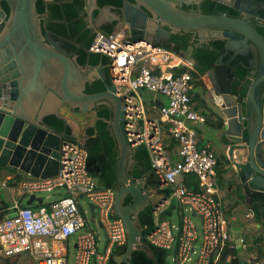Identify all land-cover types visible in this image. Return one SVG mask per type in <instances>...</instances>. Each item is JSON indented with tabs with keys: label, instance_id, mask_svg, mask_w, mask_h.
<instances>
[{
	"label": "water",
	"instance_id": "95a60500",
	"mask_svg": "<svg viewBox=\"0 0 264 264\" xmlns=\"http://www.w3.org/2000/svg\"><path fill=\"white\" fill-rule=\"evenodd\" d=\"M3 1L9 14L0 6V169L11 167L33 178L55 176L59 169L60 145L66 138L50 127L45 118L57 116L73 131V125L61 114L64 106L89 114L97 106L107 105L113 110V119L106 123L115 140L119 163L114 210L127 233L126 250L120 262L132 264L131 255L135 250L155 260L152 248L141 240L139 215L156 204L151 203L150 192L145 190L146 181L129 175V163L135 150L127 142L123 105L114 87L110 85L102 93L85 92L95 72L87 74L76 58L62 48L61 42L43 35L37 0ZM206 1L216 4L211 12L203 10ZM184 6L192 8L184 9ZM84 10L91 19L94 10L102 9L97 0H85ZM229 10L236 16L228 13ZM120 24L157 45L168 41L170 35L183 33L192 34L200 44L212 39L224 41L226 53L253 54L254 59L249 62L253 66L251 79L245 86L242 103L230 90L216 87L213 69L208 75L220 97L215 113L223 120L220 131L229 144V160L239 177L243 173L244 181L240 183L248 185L247 193L264 195V36L257 30L264 29V4L258 8L253 0H132L124 3ZM222 61L223 56L218 62ZM222 68L231 74L229 67ZM243 108L248 116L243 115ZM245 123L248 133L245 145H241ZM128 197L131 203L125 204ZM34 202L41 205L43 200L31 195L25 204L31 206ZM89 207L92 222L95 206L90 204ZM263 213L260 209L262 222ZM14 215L10 213L7 218ZM260 264H264V258Z\"/></svg>",
	"mask_w": 264,
	"mask_h": 264
},
{
	"label": "built area",
	"instance_id": "2783aa9c",
	"mask_svg": "<svg viewBox=\"0 0 264 264\" xmlns=\"http://www.w3.org/2000/svg\"><path fill=\"white\" fill-rule=\"evenodd\" d=\"M127 28L119 25L109 34L98 32L89 51L108 59L111 85L123 105L130 148H146L159 188L169 189L152 209L154 224L146 241L171 253L167 264H217L230 241L228 220L218 197L217 156L209 147H198L197 133L188 126L205 121L192 108V66L164 46L132 39ZM144 91L166 102L157 104L153 99L148 105L142 97ZM165 134L178 143L175 162L164 143ZM87 159L85 148L64 140L55 176L0 180V189L22 199L64 189V194L46 205L32 207L13 201L14 217L0 221L3 256L28 253L37 264H69L61 244L75 237L73 264H109L112 249L126 247L124 223L114 215L116 188L100 187L87 170ZM188 174L197 177L199 190L184 184ZM80 198L95 206V220L106 240L104 250L98 249L97 234L89 228L85 210L80 209ZM169 211L175 220L174 216L163 217Z\"/></svg>",
	"mask_w": 264,
	"mask_h": 264
},
{
	"label": "trees",
	"instance_id": "16d2710c",
	"mask_svg": "<svg viewBox=\"0 0 264 264\" xmlns=\"http://www.w3.org/2000/svg\"><path fill=\"white\" fill-rule=\"evenodd\" d=\"M124 0H98V5L104 6L108 3H114L113 5L121 7ZM132 1V0H128ZM4 6L5 3H3ZM85 5V0H53V2L46 3L45 0H37L36 9L38 13H45L48 10V16L42 21L43 34H46V30H50L51 33L58 37L63 38L66 42L74 39L75 43L80 45L78 53L80 55L79 61L84 63L85 57L90 55L92 64H97L101 60L108 62L105 56L95 54L89 51V48L95 38L96 33H91L87 36V31L78 34V27L81 22V13L83 12V7ZM216 4L211 1H206L203 5L204 12H211L215 8ZM6 8V7H5ZM219 9L226 11L227 8L218 6ZM46 25H45V24ZM114 30L113 27L109 28L108 31H103L105 34H109ZM261 33L264 34V30L259 29ZM79 35V36H78ZM81 35V36H80ZM86 36V38H85ZM73 37H76L73 38ZM75 47V46H74ZM165 47V46H164ZM213 47V49H211ZM168 49L167 47H165ZM224 48L223 41H215L210 46H203L199 49V53L205 58V63L203 67H200V72L205 73L208 65L207 62H214L222 53ZM83 59V61H82ZM198 83V82H196ZM200 85V83H199ZM100 87L101 84H98ZM89 91H87L88 93ZM242 94H244L242 92ZM198 96L192 97V103L197 100ZM212 126L220 130L223 127V120L215 112H211L209 115ZM107 114L98 113L95 117V122L93 127L87 129V140L84 148L88 152L87 159V170L89 174L97 180L100 187H112L116 188L119 185V164H118V151L115 144L113 136H111V131L109 125L106 123ZM45 122L52 127L58 133L64 134L67 141L75 142V139L71 135V130L67 127L66 122L57 116L50 115L45 118ZM171 139V138H170ZM171 146L178 147L176 140L171 139ZM134 160L136 162L135 168L133 169L132 177L137 180L146 178L149 182L153 181L155 175L152 171L151 162L149 159L148 152L144 146H139L136 149ZM17 181L23 180L21 175H15ZM184 184L193 190H199L198 179L194 174H188L184 176ZM165 195L168 191H165ZM23 202V200L21 201ZM131 199L127 198L125 204H129ZM5 208L9 205L4 202ZM8 214V211L0 212V221L4 219ZM139 221L142 228L141 240L147 243L153 251L155 260L148 258L143 252L135 250L131 255L132 264H167L170 252L151 246L146 241V233L153 227V216L152 210L147 209L144 213L140 214ZM257 215L260 216L257 211ZM261 217V216H260ZM264 238L260 237L255 239L253 245H251L248 250L253 252L255 249L261 246L263 247ZM126 247L118 251V254H124ZM264 255V251L261 249V256ZM114 259H109V264H115ZM217 264H248L247 262H241L237 257V250L235 246H231L230 241L228 246L225 248L223 254L221 255Z\"/></svg>",
	"mask_w": 264,
	"mask_h": 264
},
{
	"label": "crops",
	"instance_id": "0c3cea01",
	"mask_svg": "<svg viewBox=\"0 0 264 264\" xmlns=\"http://www.w3.org/2000/svg\"><path fill=\"white\" fill-rule=\"evenodd\" d=\"M172 51H174V50H172ZM202 80L205 83V85L207 86V89L211 91L213 97H212V99H207L203 95L199 83H196L197 85H195V87H194V92L192 94V97L198 96V99L194 100V102L192 103V108L198 114L203 116L205 118V121L204 122H190L189 126L192 127L197 133L198 147H200V148L209 147L211 150H213L215 152V154L219 160V165L216 168V183H217L218 197L221 200L222 206H223L224 201L226 202V206H227V209L226 210L223 209V210L225 213L224 215L227 216V217L226 216L225 217L228 220V232H229V236H230L231 246L234 245L236 250L241 248V249H243L242 250L243 252L245 251L246 253H248V255H249L248 257L250 258L248 262L252 261L254 263H261V261L264 258V255L261 256V249L264 251V244H263L262 248L260 246L257 249H255L253 252H250L248 250V248L251 245H253L255 239L260 238V237L264 238V222H262V217H260L261 215L260 216L257 215V211L259 212V209L257 207H255V205H253L252 200L250 198L246 197L248 194L246 190H244L246 193L245 192L242 193L239 191L241 189L236 190V188H234V186H232V181H231L232 177L230 176V171H228L226 163H224L223 150H220V152H219V150H218L219 148L216 145H214V147H213V145H212L213 143L211 141L203 143L205 140L203 133H202V129H203L204 125L212 128V130L215 131L216 140L220 137L221 131L215 129L212 126V123H209L210 121H208V119L210 120V118H208V117L211 114V112L212 111L215 112V109H216L215 104H219L220 97L213 91L211 81L206 76H203ZM153 99L157 100V104H164L166 102V100L163 97L161 98L160 96H159V98H152L151 100H153ZM147 104L149 105L150 101H147ZM151 113L156 114V112H153V111ZM61 114L64 115L65 117H67V121L73 125V131H71V135L75 139V142L84 148V145H85L86 140H87V129L89 127L94 126L95 116H91L92 118H90V119H89V117H90L89 116L88 121L85 122V121L80 120L83 116L82 117H76V116L73 117L72 113L65 110V109L61 112ZM170 140L171 139L165 134L164 143L167 145V150H168L173 162H175L176 160H178V147L177 146L176 147L171 146V144L169 142ZM137 148L134 149L135 152H136ZM135 152L133 153L132 158H131L132 160L129 163V165H130L129 171H130V169H134L135 165H136V162L134 160ZM15 175H21V177L24 179L29 177V175L23 173L22 171H20L18 169L11 168V167L0 169V180L7 179V178H13V177L15 178ZM229 176H230V178H229ZM143 179L146 181V189H145L146 192H150L151 203L153 205L157 204L165 196V194H166L165 191L169 190V189L159 188L158 181H157L156 177L154 178L153 181L151 180V182H149L146 178H143ZM10 192L7 195V198L9 201L12 200L11 201L12 203H9L8 200L6 201L5 199L0 198V212H3L6 210V211H8V214H10L12 212L11 208L13 206L14 200H16V201H20V200L22 201L23 200V202H26V200L29 198L28 197L27 199H25V198L22 199V198H19L15 192H11V193ZM256 195H258V197H257V199H258L262 194L256 193ZM59 196H60V194L57 196V198ZM254 201H256V200H254ZM4 202H6L9 205L8 208L4 207V205H3ZM50 202H52V201H50ZM50 202L45 203L43 200L42 205L49 204ZM254 204H255V202H254ZM38 205H40V204H38L37 202H34L31 206L37 207ZM89 205L90 204L88 203L87 200H86V207H83L82 205H80V202H79V206H80L81 211L84 212V210H85V212L87 214V218L89 220V228L93 229L90 226L91 214H90ZM147 209L152 210L151 207H147L146 210ZM7 215H5V216H7ZM171 215L172 214H170V211H169L163 217L169 219V218L174 216V215L173 216H171ZM115 217H117V216L115 215ZM93 221L96 222L97 227L100 229V231L102 232V236L104 237L103 230L101 229V226L95 220V216H94ZM230 223H236L237 227L235 229H232ZM254 229H259V231L255 233ZM94 231L96 232L97 238H98V249L100 251L104 250L105 245H106L105 237H104V241H103V238L100 235L99 231H97V230H94ZM71 239H73L72 243H71ZM71 246L74 250L73 255H72V260H70ZM119 250H121V248H118V247L113 248L111 255H110V258L114 259L113 261L115 262V264H124V263L120 262L121 261L120 258H121V256H123V254H121V255L118 254ZM61 251L67 256V258L69 260V264H73L74 253H75V237H71L69 240L63 242L61 244ZM239 260L241 262H247L241 258H239ZM0 264H37V262L32 256H31V258H29L28 253H22V254H19L16 256H12V257H5L0 252ZM91 264H94V262Z\"/></svg>",
	"mask_w": 264,
	"mask_h": 264
},
{
	"label": "flooded vegetation",
	"instance_id": "af4514ba",
	"mask_svg": "<svg viewBox=\"0 0 264 264\" xmlns=\"http://www.w3.org/2000/svg\"><path fill=\"white\" fill-rule=\"evenodd\" d=\"M126 1L128 0L123 1V5ZM45 2L50 3V2H53V0L52 1L45 0ZM3 3L5 2L3 0H0L1 8H3L6 11V13L9 14V9H8L7 4L5 3L6 6H4ZM261 3L264 4V0H253L254 6H257L258 8ZM97 4H98V0H97ZM113 4L114 3H108V4H105L104 6L98 5L102 10L101 11L94 10L92 12L91 19L88 17L83 7V12L81 13V18H80L81 22L78 27V32H79L78 34H81V32H84L83 34H85V31H87V36H88L91 33L97 34L98 32L108 31V29L111 27L115 29L119 25H122L120 23L123 21V5L121 7H117ZM183 8L191 9L192 7L184 6ZM107 13H111L113 15L109 16L107 15ZM228 13H230L233 16H236V13L231 12L230 10L228 11ZM48 14H49L48 10H46L45 13L40 14L41 24H42V21L45 20V18H47ZM44 28H42V33H43ZM259 29L264 30L263 28H258L257 30L259 31ZM127 33L130 35L132 39L142 38L140 33H132L131 31H129L128 28H127ZM259 33L264 36V34L261 33L260 31ZM43 35L50 36L53 40L61 42L62 48L67 50L69 54H71L74 58H76V61L83 67V69L87 72V74L95 72V74L92 76L93 81L86 85L85 92L89 91L88 92L89 94L102 93V92H105L106 88L112 84L111 79H110V73H109V62H104V60H101L97 64H92L91 56L87 55L85 57L84 63H81L79 61L80 55L78 53V50L80 49V45L76 44L74 39L70 40V42H66V40H64L63 38L58 37L55 34L51 33L49 29L46 30V34H43ZM73 38L76 39V37H73ZM215 41H219V40L212 39L209 42L200 44L198 39L194 37L192 34L178 33L176 35H170L168 41H161V46H165L168 48V50L171 49V51L174 50L175 53L180 55L185 61L191 64L192 66L191 76H192V80L194 84L193 91H194L195 85H197L196 82H198L200 83V88L202 90L203 95L207 99H212L213 96H212L211 91L207 89V86L202 80V77L206 76L211 81L214 92H215V87L213 84V79H214V82L216 83V87H218L219 90H222V89L230 90L233 95L237 96L239 102L242 103V99L245 97V93H246L245 86L251 79L250 74H251V71L253 70V66H251L249 62L250 60L254 59L253 54L248 52L245 56H239V55L232 54V53H226L225 49L223 48L221 55L214 62H207L206 64L208 65V67L206 69V72L201 73L200 67L204 66L205 58L203 57L202 54L199 53V49L202 48L203 46H210ZM224 45H225V42H224ZM211 49H213V47H211ZM221 56H223V61L222 63H219L218 60ZM223 66L229 67L231 69L230 70L231 74L228 71L224 70V68H222ZM211 69L214 70L212 72L213 79L210 78L208 75ZM98 84H101V86L99 87ZM242 92L244 94H242ZM64 109L71 112L73 117L83 116L80 120L85 121V122H87L89 116H90L89 117L90 119L92 118L91 116L96 117L98 113L107 114V120L113 119V110L107 105L97 106L96 109L92 113H89L88 115L78 113L77 111L74 112L71 109H69L67 106H64ZM243 115L248 116V113L244 110V108H243ZM245 127L246 129L244 130V133H243L244 141L241 143V145H245L246 143L245 139L247 138V133H248L247 123H245ZM224 140H225L224 135L221 132L220 137L216 140V146L219 148L218 149L219 152L220 150H223L224 163H226L228 171H230V176L232 177V180L230 179L232 181V186H234L236 190L238 189L250 190L248 185H245V184L241 185L240 181L241 180L244 181L243 173L240 175L241 177L240 178L234 166L231 164L229 157H228L229 144L225 143ZM234 156L237 157V153H235V151H234ZM217 161L219 165L218 158H217ZM129 172L132 175L133 169H130ZM257 197L258 195H256V193H252L251 191L248 193V198L252 200L253 205H255V207H257L259 211L260 209H262L264 212V195H261L258 199ZM254 200H257L258 203L254 204L255 202ZM248 264H260V263H254L251 261V262H248Z\"/></svg>",
	"mask_w": 264,
	"mask_h": 264
},
{
	"label": "rangeland",
	"instance_id": "374dc122",
	"mask_svg": "<svg viewBox=\"0 0 264 264\" xmlns=\"http://www.w3.org/2000/svg\"><path fill=\"white\" fill-rule=\"evenodd\" d=\"M142 97H143V100L144 101H150L152 98H159V95H156V94H153V93H150V92H148V91H144L143 93H142ZM161 97V96H160ZM162 98V97H161ZM190 124L188 123V126H189ZM202 133H203V136H204V138H205V140H204V142L203 143H205V142H208V141H211L213 144V147H214V145H216V135H215V131H213L212 130V128H210V127H207V126H203V129H202ZM9 190H3V189H0V198L1 199H5L6 201L8 200V198H7V195L9 194ZM11 193V192H10ZM62 195V194H64V189H58V190H56V191H54V192H51V193H39V194H37V196L39 197V198H42L43 200H44V202L45 203H47V202H50V201H53V200H55L56 198H57V196L58 195ZM9 201V200H8ZM12 200H10L9 201V203H12L11 202ZM80 205H82L83 207H86V199L85 198H80ZM223 209L224 210H226L227 209V206H226V202L224 201V203H223ZM223 210V211H224ZM226 212V211H225ZM225 214V213H224ZM226 216V215H225ZM229 216V215H228ZM227 217V216H226ZM173 220H175L176 219V217L174 216L173 218H172ZM195 221L196 222H198V220L197 219H195ZM230 225H231V227H232V229H235L236 227H237V225H236V223H230ZM90 226L94 229V230H97V231H99V233H100V235L102 236V232L100 231V229L97 227V224H96V222L95 221H93V222H90ZM254 231H255V233L256 232H258L259 231V229H254ZM102 238H103V241H104V237L102 236ZM73 239H71V243L73 242L72 241ZM243 249H241V248H239L238 250H237V257H239V258H241V259H243L244 261H249V255H248V253H246L245 251L243 252L242 251ZM73 252H74V250H73V248H72V246H71V249H70V260H72V255H73ZM246 255V256H245ZM28 257L29 258H31V256L28 254Z\"/></svg>",
	"mask_w": 264,
	"mask_h": 264
}]
</instances>
